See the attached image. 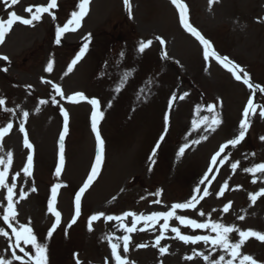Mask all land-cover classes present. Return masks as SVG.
I'll return each instance as SVG.
<instances>
[{
    "label": "rangeland",
    "instance_id": "obj_1",
    "mask_svg": "<svg viewBox=\"0 0 264 264\" xmlns=\"http://www.w3.org/2000/svg\"><path fill=\"white\" fill-rule=\"evenodd\" d=\"M79 1L61 0L59 14L77 11ZM188 1L193 8L195 23L217 43L221 53L246 65L255 83L264 85V0H217L211 5L209 0ZM48 2L18 0L11 8L24 15L26 4L47 5ZM130 2L131 14L125 10L124 0H90L82 31L77 35L64 33V45L52 42V32L60 26L58 19L44 17L35 22V30L29 26H13L6 33V44L0 49V69H8L7 72L0 70V98L6 100L7 108L16 109L14 115L6 112L4 122L0 123V128L8 122L14 125L4 137L0 157L6 159L8 152L13 153L7 182L11 184L13 175L20 172L15 181L16 198L21 189L29 193L26 199L15 204L17 220L21 224L31 220L30 226L38 240L47 243L48 264H77V258L80 264H113L110 243L106 238L109 236L114 243L120 244L118 251L132 264H206L200 256L192 260L186 257L193 256L194 251L208 255L210 245L205 246L202 242L185 244L169 231L164 233L165 239L161 241V246H167L168 252L161 255L158 248L152 246L161 234V225L145 228L137 222V230L128 234L130 244L127 253L123 252L122 241L117 239L125 232L116 220L107 221L102 217L93 222L91 231L86 220L77 226L67 227L74 191L82 183L93 160L94 144L88 121L90 107L88 103L81 102L76 103L79 106H71L72 102L61 100L50 85L41 81L42 77L59 83L66 96L83 92L89 98L99 97L104 105L101 121L107 139L105 166L99 182L84 201V219L89 217L88 213L122 216L125 212L147 215L169 211L174 203L188 201L197 186L202 194L205 186L200 181L208 172L211 156L240 131L238 128L243 119L240 109L250 91L222 71L217 61L203 58L201 48L180 31L165 0ZM0 6L4 5L0 3ZM167 9L172 18L164 16ZM0 17L8 19L6 14ZM129 34L132 35L131 43L118 48L116 38ZM157 37H161L165 45L162 46ZM148 40H152V45L140 53L139 43ZM84 43L89 45L85 55L65 76L77 55L72 54L73 49L80 45L81 50ZM125 45L126 51L121 49ZM165 50L169 59H162ZM4 56L9 60H3ZM50 60L54 61L53 71L48 73L45 69ZM124 73H127V79L116 92ZM184 92L189 95L174 102L169 111L171 95L179 96ZM53 95L59 104L51 103ZM41 99L49 103L41 105ZM109 102L111 107L107 106ZM208 104L217 105L216 112L222 121L215 131H205L207 126L200 123L201 117L211 118V113L201 111L199 116L196 114L197 105ZM36 107L40 108L39 112L35 111ZM61 107L69 112L71 122L68 121L70 137L64 139L65 162L58 178L55 169L59 166V138L63 130ZM24 111L29 113L25 129L33 149L25 147L24 134L18 128ZM261 111H264V94L257 92L255 115L250 114V128L245 140L249 145L245 146L244 142L234 148L229 146L218 157V164L230 153L229 158L219 166L218 172L214 167L213 173L209 174L211 178L215 175L213 186H208L210 195L197 205V209H202L206 216H198L195 210H177L178 215L205 222L207 213L216 209L211 220L234 224L241 230L264 233V196H258L255 202L249 196L264 188V173H256V182L253 183V175L243 170L264 163V140L261 139L264 137V117H261ZM166 114L169 117L168 130L161 142ZM193 139L200 142L192 144L182 157L179 156V148ZM158 142L160 148L153 157L151 154ZM29 154L33 155V175L25 177L21 170L26 166ZM236 161H239V166L233 170L231 164ZM225 181L228 188L218 198L216 193ZM56 183L63 185L56 208L63 212L65 222L48 239L47 232L54 223L52 214L48 212V203L50 189ZM33 186L36 192H31ZM160 190L162 195H153ZM5 196L6 189H0V203L4 206ZM157 199L161 200L160 204L152 203ZM229 201L232 202L231 208L228 213H223L221 210ZM3 212L4 207H0V215ZM239 216L245 218L239 220ZM132 222L131 216L123 218V223L128 226ZM172 226L180 227L182 234L215 235L210 230L193 231L176 220ZM0 227L5 226L0 223ZM140 228L145 230L139 231ZM231 238L239 239L235 232ZM137 244H147L148 247L136 248ZM7 246L8 240L0 236V255L10 258L11 253L3 251ZM30 247L25 250L29 251ZM241 252L264 264V242L250 238ZM222 254L216 250L211 259L216 260Z\"/></svg>",
    "mask_w": 264,
    "mask_h": 264
},
{
    "label": "snow or ice",
    "instance_id": "obj_2",
    "mask_svg": "<svg viewBox=\"0 0 264 264\" xmlns=\"http://www.w3.org/2000/svg\"><path fill=\"white\" fill-rule=\"evenodd\" d=\"M215 0H209L210 5L214 3ZM0 3H3L5 5V8H11L13 5L18 3V0H0ZM172 3L176 5V7L179 9V18L180 22L183 25V27L192 34L203 46V56L204 59L207 61L210 57H214L215 60L220 63L224 68H226L235 78L236 81H241L244 85L248 87V89L251 91L250 98L247 102L246 107L243 110L242 116L243 119L240 122L239 125V133L238 135L226 141L224 144H222L219 147V150L211 157L210 159V166L208 169V172L205 174V176L201 179L200 184L205 185L203 193L201 194V189L199 186H197L193 190V195L191 198L182 203H174L171 206V210L169 211H156L149 215L144 214H137L135 212H125L122 214V216H112V215H105L104 212H99L96 214H93L89 217L88 220V227L89 230H92V223L94 221L100 220L102 217L107 221L116 220L120 222L121 227L123 228V231L125 234L121 237H118L117 239L122 241L123 244V252L127 253L129 251V244H130V236L128 234L133 233L137 230L136 224L137 222H143L145 228H147L149 225H152L153 227L159 223L161 220L164 221V223L161 225V234L158 235L155 238V242L152 245L153 247L158 248L161 255H164L168 252L167 246H161V241L165 239L164 233L167 232L169 229L172 233H175L176 239H179L180 241H183L185 244H199L203 243L205 246H211L209 249L208 255H205L204 252H193V256H188L186 259L192 260L195 256H200L203 258V260L206 262V264H260L256 259H254L251 255L242 254L241 249L246 243V241L250 238H256L261 242H264V233L258 232L256 230L248 229V230H241L236 225H226L220 221H213L211 220L212 212L217 211L216 209H212V212L207 213L208 220L205 222H198L197 219H193L184 215H178L177 210H195L198 213V216L205 217L206 213L202 209H197V205L200 203L201 200H203L205 197L210 195L208 191V186L211 184V180L209 179V174L213 173V168L215 167L217 172L219 170V166H222L225 160H227L230 156V153L228 156L223 157L218 164V157H221V154L225 153V150L231 147H236L239 145L246 136V133L248 129L250 128V122H249V116L255 115V108L256 105L254 104L255 95L257 92L264 94V85L260 84H254L251 80L250 74L239 64L232 61L227 56H221L217 54L214 50V47L212 43L205 38L192 24L190 23L189 19L186 16L187 12V6L184 3H180V0H172ZM90 4V0H80V3L78 4V11H73L71 13V18L63 25L57 27L56 32V38L55 43L57 45H60L61 38L63 34L69 30H75L77 26L80 25L82 18L87 14L88 12V6ZM124 4L126 8L128 9L129 13L131 14L132 6L130 0H124ZM58 8V0H49L48 4L46 6L43 5H32L25 9L26 12L30 14L28 18L22 17L18 15L15 11H11L9 13V17L7 20H4L2 17H0V44L4 43L6 33L10 32L13 25L16 23L23 24L25 26H35V22H38L42 19V14L44 13H50L52 14V9ZM35 9V10H34ZM52 19L55 20L56 17L54 14H52ZM90 39V34H89ZM159 43L163 46L165 45V41L161 37L156 38ZM152 45V40L148 41H141L139 43L138 51L140 53H143L147 48H149ZM88 43H84L83 47L81 48L80 52L75 56V58L71 61L70 65L68 66L67 70L65 71L64 75L67 76L69 73L73 71V67L83 58L85 55L87 49H88ZM122 55V54H121ZM3 60L8 61L9 58L7 56L2 57ZM162 59H169L167 51L162 52ZM178 63V62H177ZM53 64L54 61L50 60L46 66V71L48 73H51L53 71ZM4 72H7L8 69L5 67L3 69H0ZM127 79V73H124L115 89L116 92L120 91V85L124 84ZM41 81L45 84L51 85L52 89L60 97L61 100H67L72 103H78L80 101H87L92 105L93 111L91 113V126L92 130L95 132V137L98 143V153L95 157L94 164L91 166L90 172L87 175V178L85 182L82 184V186L79 188V191L74 196V217L70 221V223L67 225L68 228H71L72 225H74L77 221V218L81 215L82 211V197L84 193L89 189V187L92 185L93 181L98 177L102 164L104 159V145L105 142L101 137V133L97 127L98 121L102 120L104 117V112L101 109V102L99 98H89L87 97L83 92H76L73 93L70 96H66L64 91L62 90V87L60 84L55 83L51 80H46L43 77L41 78ZM29 88L32 86L29 85ZM56 95H53L51 97V103L52 104H59L60 101L57 100ZM189 95L188 92H184L182 95L177 96L175 93H173L170 97L169 101V111L172 107V104L176 102L178 99L183 100L185 97ZM41 105L49 103L48 100L41 99L39 101ZM6 100L4 98H0V108H2L3 111L15 114L16 109L14 108H7L5 107ZM108 107H111V102L108 103ZM216 104H208L205 106L197 105L196 107V114L199 116L201 111H207L208 113H211L212 116L209 118V116H203L200 119V123L206 125L205 131H208L211 129V131L216 130V126H218L222 121L219 118V114L216 112ZM61 113L63 115V133L60 135L59 138V145H60V151H59V166L55 169V176L60 177L62 168L64 165V138L65 135L68 133V121H69V114L68 112L61 107ZM36 112L40 111L39 107L35 108ZM261 117H264V111L260 112ZM29 116V113L27 111L23 112V118L20 120L18 128L21 133L24 134V145L28 149H33V145L29 142L28 135L25 129V122ZM168 122L169 117L166 114L165 115V130L164 133L160 137V141L162 142L164 139V136L167 134L168 130ZM14 125L12 122H8L6 126L0 128V149H2V142L4 140V137L6 134H9L11 130L13 129ZM195 127V122H194ZM188 135H191V133H188ZM187 139V137H186ZM203 139H206V137H203ZM262 140H264V137H261ZM200 140L193 139L188 143L183 144L179 150L178 155L183 156L185 154V151L191 147L192 144H198ZM160 148V142H158L153 151L152 156L154 157L156 155V150ZM152 163L154 164L155 161L153 160ZM13 164V153L8 152L6 154V159L4 157H0V189H6V206H4L2 203H0V207H4V212L2 215H0V221L3 222V224L6 227H0V236L5 237L8 240V246L3 250L5 253L10 252V258H6L4 255H0V264H14V262H18V264H48L47 260V251L48 246L46 242H40L37 238V235L34 233L33 228L31 225V220L26 224H21L17 220L18 212L16 211L15 204H18L21 200H24L29 195L28 192H25L23 189L20 190L18 194V198H16L17 194L15 192L17 188L16 179L20 176V172H16L13 175V182L9 184L7 182L8 176L10 174L11 166ZM239 166V161H236L231 164V168L235 170ZM33 155L29 154L27 155L26 159V166L22 168V172L25 175V177H31L33 175ZM151 170V169H150ZM245 172H248L253 175V183H255V177L256 173H264V163H259L254 165L251 168H244ZM212 178H215V175H212ZM205 181H208V184H205ZM63 185L61 183L54 184L50 189V201L48 203V212L51 213L54 217V223L52 224L51 228L47 232V238L50 239L53 235V233L56 231L57 227L61 223V212L57 210L56 204L58 201V189H60ZM240 187V186H238ZM228 188V182L225 181L224 184L221 186L220 190L216 193L217 197H222L224 195L225 189ZM37 189L33 186L31 188V192H36ZM153 195L160 196L162 195V190L154 193ZM250 199L252 202H255L258 196H264V188H261L259 193H250L249 194ZM152 203L160 204L161 200L157 199L152 201ZM232 202L229 201L227 204L224 205L222 208L223 213H228L229 209L231 208ZM133 217V222L131 226H128L127 224L123 223V218L126 217ZM244 216H239V220H243ZM175 219L179 222L180 225L189 227L193 231L199 229V230H210L211 233H215V235L211 234H205V235H188V234H182L180 227H171L169 221ZM145 228H140L139 231H144ZM10 229V231H9ZM236 233L239 237L238 240H233L231 238L232 233ZM110 243L111 246V254L115 259L116 264H132V262H129L127 258L122 257L118 249L120 248L119 243L112 242V237H106ZM24 245V246H22ZM25 246H31L29 251L25 250ZM136 248H145L148 247L147 244H137L135 245ZM216 250H220L223 254L219 255V257L216 260H212L211 256L212 253H214ZM21 254H17V253ZM77 264H80L78 258H77Z\"/></svg>",
    "mask_w": 264,
    "mask_h": 264
}]
</instances>
